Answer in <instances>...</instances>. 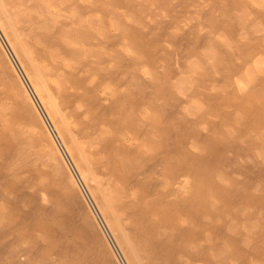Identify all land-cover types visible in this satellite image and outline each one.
Here are the masks:
<instances>
[{"label":"bare ground","instance_id":"1","mask_svg":"<svg viewBox=\"0 0 264 264\" xmlns=\"http://www.w3.org/2000/svg\"><path fill=\"white\" fill-rule=\"evenodd\" d=\"M0 159V264H264V0H0Z\"/></svg>","mask_w":264,"mask_h":264},{"label":"rangeland","instance_id":"2","mask_svg":"<svg viewBox=\"0 0 264 264\" xmlns=\"http://www.w3.org/2000/svg\"><path fill=\"white\" fill-rule=\"evenodd\" d=\"M27 16L28 17H31L33 14H35L36 15V13L34 12V11H32V10H30V11H28L27 13ZM40 17V16H39ZM41 18V17H40ZM96 22V19L92 22H90V24L91 23H95ZM97 22H98V19H97ZM44 24L45 23H39V26H41V27H44ZM56 24L57 23H54V26L56 27ZM70 36V35H69ZM72 38L73 39H78L79 37H78V34H77V32H73L72 33ZM76 36V37H75ZM73 59H76V57L75 58H73ZM2 162V163H1ZM5 161H2L1 159H0V168L1 169H3V172H2V175L0 176V178L1 179H7L8 177V164L7 163H5ZM3 164V165H2ZM5 171V172H4ZM28 186V184L26 185V189L25 188H23V187H25V186H21V188H20V198H19V200L18 201H20V202H15V203H17V204H15L14 202H13V204L15 205V208L14 209H16V207L20 210V211H22L23 210V207H24V200H23V197H24V195H26L27 193H28V191H29V188L27 187ZM27 191V192H26ZM22 194V195H21ZM22 197V198H21ZM11 207V209H12V211H14V209ZM27 210L29 211L30 209L29 208H27ZM0 233H2L1 232V230H0ZM30 237V236H29ZM29 237L27 238V240H24V241H22V243H23V245H25L26 247H28V244L30 243V242H28V241H30V240H28L29 239ZM12 238V239H11ZM1 240H0V249H2V247H5V249H7L8 247H6V245L8 244H11V243H13V242H15V241H17V240H19V237H17L16 235H9V236H4V237H1L0 238ZM3 242V243H2ZM10 242V243H9ZM2 243V244H1ZM5 245V246H4ZM20 247V246H19ZM17 245H14L13 246V249H20ZM5 249H3L2 251H4ZM0 254H1V252H0ZM2 256V254L0 255V257Z\"/></svg>","mask_w":264,"mask_h":264}]
</instances>
